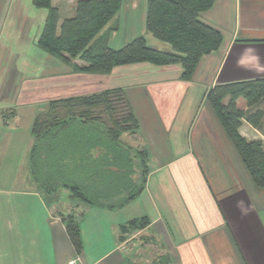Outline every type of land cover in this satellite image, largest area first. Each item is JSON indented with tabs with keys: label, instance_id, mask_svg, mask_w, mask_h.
Returning <instances> with one entry per match:
<instances>
[{
	"label": "crops",
	"instance_id": "0c3cea01",
	"mask_svg": "<svg viewBox=\"0 0 264 264\" xmlns=\"http://www.w3.org/2000/svg\"><path fill=\"white\" fill-rule=\"evenodd\" d=\"M77 1L51 0L58 27L74 14L75 7L67 5ZM61 7L68 17L60 20ZM145 13L146 0H121L119 15L110 23L112 48L144 37L158 51L171 50L146 33ZM27 14L35 19L28 23ZM45 19L46 12L35 9L32 0H0L1 62L11 58L8 48L34 47L41 57L40 62L25 56L15 60L13 53L8 75L14 72L17 81L0 93V117L10 106H33L38 107L34 121L50 101L123 89L138 129L121 141L147 153L146 181L142 193L121 208L79 201L63 205L60 190L42 193L31 177V127L23 133L0 123V177L11 183L0 187V264H67L70 259L77 264H264V189L253 184L206 101L216 86L264 80V0H218L201 14L200 20L220 32L222 43L199 61L188 80L178 65L137 64L107 76L72 74L37 52ZM26 68L32 77L18 86ZM238 132L264 147V136L245 121ZM60 214L76 217L82 242L78 255ZM142 218L147 225L137 235L145 241L142 247L153 251L150 256L126 248L120 237V227Z\"/></svg>",
	"mask_w": 264,
	"mask_h": 264
},
{
	"label": "trees",
	"instance_id": "16d2710c",
	"mask_svg": "<svg viewBox=\"0 0 264 264\" xmlns=\"http://www.w3.org/2000/svg\"><path fill=\"white\" fill-rule=\"evenodd\" d=\"M216 1L146 0L145 31L170 47L164 52L147 45L144 37L119 49L109 46L110 33L115 29L110 23L119 15L121 0H78L73 16L59 27L51 0H32L35 9L46 12L37 47L69 67L72 74L107 76L116 68L137 64L178 65L182 79L188 80L199 61L216 52L222 43L220 32L200 20ZM240 99L254 112L244 114L238 109ZM206 101L253 184L264 189L263 143L249 142L238 132L245 121L264 133L260 122L264 114L258 110L264 102V80L216 86ZM137 129L135 115L120 88L50 101L30 129L31 177L42 193L65 189L71 199L85 205L121 208L142 193L146 181L147 153L132 152L121 141L123 134L133 135ZM64 216L61 221L66 236L78 255L82 249L79 225L74 215ZM146 225L145 218L131 220L120 227V237Z\"/></svg>",
	"mask_w": 264,
	"mask_h": 264
},
{
	"label": "rangeland",
	"instance_id": "374dc122",
	"mask_svg": "<svg viewBox=\"0 0 264 264\" xmlns=\"http://www.w3.org/2000/svg\"><path fill=\"white\" fill-rule=\"evenodd\" d=\"M26 3H28V2H26ZM26 3L24 4V8L25 9L27 8ZM74 7H75V4H73L71 6L70 5H67V9H70V8L71 9H74ZM63 12H64V9L61 7L60 10H59L60 20L68 17V16H63L64 15ZM31 14L34 15V13H31ZM27 16H28V20H27L28 23L30 21H32L33 19H35L34 18L35 16H30L29 14H27ZM6 32L8 33V30L7 29H6ZM104 33H105V30L101 33V35H103ZM21 38H23V36ZM30 38H32V36H30ZM3 41L4 40H2V33H1V37H0V47L4 46V43H2ZM111 43L110 42L108 43L110 47H112V45H115V44H113V43L111 44ZM150 45H151L150 47L153 48V45L152 44H150ZM6 47L8 48L7 44H6ZM33 48L34 47H32L31 49L30 48H27V49H24V48H8L7 49V51L5 53L6 56H8L7 54H9L10 52L12 53V55H11V58L10 59L6 57V59H4V61L1 62V60H0V71L3 68L5 70V74H3L4 76L3 77H0V93L1 92H4L5 89L8 90L9 87H10V85H11V83L13 81H17L14 77H12V75L14 74V72H13V74L8 75L9 74V71L11 70V67H12V65H9V62L8 61H10L12 59V56L14 54L16 55V57H14L15 60L19 59L21 56H25V58H27V57H33V58H35V61L36 62H40L41 61L40 55H38L36 53H33ZM154 49H156V48H154ZM38 51H39V49L37 48V52ZM39 54H41L42 56H44L43 55L44 53H39ZM71 62L72 63H74V62L77 63L78 62L77 64H79V65L82 64V62L77 61V60H72ZM64 69H66L67 71L70 70V68L67 67V66H65ZM30 73H31V71H29L27 68L25 70H22L21 73H19L21 75L19 76V81L17 82V83H19L18 86H21L25 81H27L28 80L27 79L28 77H32V74H30ZM1 95L2 94H0V97H1ZM10 107H12V109L11 110H8V113H4L3 115H1V117H0V123H1V125H3V123H7L10 127L11 126L13 128L18 127L19 129H21V131L23 133H25V130L26 129H30V127L32 125L31 123L33 121L32 119L34 118V114L36 113V109L38 107H33V106H26V107H23L22 106V108L21 107L20 108H17V107L15 108L13 106H10ZM238 109H240L242 112H244V114H247L250 111H253L254 112V110H255V109H252V108H248L245 105L244 101H240V103L238 104ZM258 110H261L263 112V114H264V102L262 103V105L259 107ZM12 111H14V114L9 113V112H12ZM260 122H261L262 126L264 127V116L262 117V119H261ZM260 133L262 134V132H260ZM0 135H2V133H0ZM262 135L264 136V133ZM122 141H123V139H122ZM123 145L129 147L132 152H136L135 150L132 149V146L131 145L124 144V143H123ZM24 155H25V153L23 154V156ZM20 161H22V159H20ZM26 161L27 160H24V163H26ZM16 163L18 164L20 162H16ZM6 164H10V162H6ZM4 176H5V174H4ZM135 178L138 179L137 176ZM9 179H10L9 177H3V176L0 177V187L2 185H6V184L10 185L11 183H10ZM34 184H36V183L34 182ZM59 192H60V194H59V201L63 205H69L68 203H71V204L72 203H74V204L76 203V201L75 202L73 201L74 199H71L70 198L69 192L67 190L62 189ZM130 208L132 210V207H130ZM60 215H61V217L62 216L65 217L62 214H60ZM137 233H138V231L137 232L130 233V234H122V238H121L122 243H124L125 247L126 248H129V249H134V250H137V249L140 250L141 249L142 250L141 252H144V250H145L146 252L144 253V255L150 256L151 255V252H153V251L152 250L151 251L150 250H146L147 249L146 247H142L143 245H145V241H144V239H143V241H141V239H140L139 235H137ZM154 253H156V248L154 249Z\"/></svg>",
	"mask_w": 264,
	"mask_h": 264
},
{
	"label": "built area",
	"instance_id": "2783aa9c",
	"mask_svg": "<svg viewBox=\"0 0 264 264\" xmlns=\"http://www.w3.org/2000/svg\"><path fill=\"white\" fill-rule=\"evenodd\" d=\"M67 264H77V262L74 259H70Z\"/></svg>",
	"mask_w": 264,
	"mask_h": 264
}]
</instances>
